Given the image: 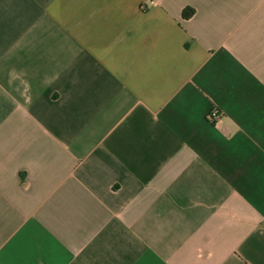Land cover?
Instances as JSON below:
<instances>
[{
    "label": "crops",
    "instance_id": "0c3cea01",
    "mask_svg": "<svg viewBox=\"0 0 264 264\" xmlns=\"http://www.w3.org/2000/svg\"><path fill=\"white\" fill-rule=\"evenodd\" d=\"M0 264H264V0H0Z\"/></svg>",
    "mask_w": 264,
    "mask_h": 264
},
{
    "label": "trees",
    "instance_id": "16d2710c",
    "mask_svg": "<svg viewBox=\"0 0 264 264\" xmlns=\"http://www.w3.org/2000/svg\"><path fill=\"white\" fill-rule=\"evenodd\" d=\"M194 15V10L193 9H189V10H185L184 11V18L185 19H189Z\"/></svg>",
    "mask_w": 264,
    "mask_h": 264
},
{
    "label": "built area",
    "instance_id": "2783aa9c",
    "mask_svg": "<svg viewBox=\"0 0 264 264\" xmlns=\"http://www.w3.org/2000/svg\"><path fill=\"white\" fill-rule=\"evenodd\" d=\"M212 116L219 119L221 117V114H220V112L216 111V112H214V114H212ZM210 119H211V117H210Z\"/></svg>",
    "mask_w": 264,
    "mask_h": 264
}]
</instances>
